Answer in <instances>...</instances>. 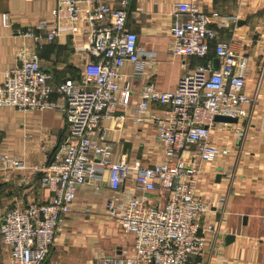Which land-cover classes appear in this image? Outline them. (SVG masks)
<instances>
[{
  "label": "built area",
  "instance_id": "2783aa9c",
  "mask_svg": "<svg viewBox=\"0 0 264 264\" xmlns=\"http://www.w3.org/2000/svg\"><path fill=\"white\" fill-rule=\"evenodd\" d=\"M48 19L17 35L37 44L53 42L69 28L80 38L79 50L92 58L84 63L77 79L52 84V77L40 65L36 51H20L15 64L3 73L0 108L16 111H53L64 116L67 127L40 170V183L54 196L47 203L11 208L0 220V264H43L64 218L70 212L76 192L84 186L99 191L102 173L107 171L110 193L105 212L118 231L132 240L131 257L102 256L93 264H203L196 261L218 235L213 223L201 226L210 203L197 193L200 164L224 158L229 148L211 142L215 116L246 120L253 99L245 89L249 58L232 45L217 40L211 17L199 9L198 0L172 5L170 53L183 58H205L211 52L219 60L185 73L172 91H156L147 85L140 90L136 121L149 105L161 107L148 117L164 155L160 164L141 167L111 161L112 147L100 146L101 124L112 119L116 107H126L131 91L120 88V71L125 63L138 61L137 36L125 29L129 0H117L112 8L102 0H54ZM3 27H11L8 14L1 15ZM264 43V27L259 35ZM264 77V64L257 87ZM257 89V90H258ZM56 95L60 107L51 100ZM264 110V94L261 98ZM226 125L225 123H222ZM237 141L242 132L236 131ZM194 148L198 160L187 162L183 154ZM0 166L26 170L23 162L0 155ZM131 182L139 191L130 199L118 192ZM157 195L156 201L151 195ZM164 206L161 207V197Z\"/></svg>",
  "mask_w": 264,
  "mask_h": 264
},
{
  "label": "crops",
  "instance_id": "0c3cea01",
  "mask_svg": "<svg viewBox=\"0 0 264 264\" xmlns=\"http://www.w3.org/2000/svg\"><path fill=\"white\" fill-rule=\"evenodd\" d=\"M118 8L117 0H102ZM185 0H129L125 29L137 36L138 61L125 63L120 71V88L131 91L126 107H116L112 119L101 124L100 146L112 147L111 161L132 166L149 167L167 159L160 147L156 129L148 120L160 114L161 107L149 105L141 120L135 119L140 90L150 85L156 91L174 90L185 73L219 60L211 52L205 58L172 56L170 32L173 4ZM199 9L211 18L210 25L217 40L232 45L239 55L249 58L245 93L253 99L246 120L236 124H217L211 142L229 148L224 158L200 164L197 193L210 203V211L201 218L218 228L217 238L207 245L196 261L203 264H264V77L258 83V73L264 64V43L259 35L264 27V0H198ZM54 0H0V84L3 73L15 64L20 51H36L40 65L52 77V84L77 79L84 63L92 58L79 50L80 38L72 37L69 28L61 30L53 42H36L17 35L18 31L33 29L48 19ZM8 14L11 27H3L1 15ZM214 69V68H213ZM58 107L61 103L53 95ZM64 116L53 111H16L0 108V155L23 162L26 170L0 166V220L15 206L47 203L54 193L40 183V170L50 153L66 134ZM242 132L237 141L236 131ZM185 161L198 160L194 148L183 154ZM219 177V179L217 178ZM108 173H102L99 191L91 186L77 190L70 212L64 218L51 250L43 264H93L102 256L131 257L132 240L122 235L105 212L110 190ZM139 191L131 182L121 186L118 194L125 199ZM152 194L151 200L156 201ZM245 219V220H243ZM227 235L234 241L225 244Z\"/></svg>",
  "mask_w": 264,
  "mask_h": 264
},
{
  "label": "water",
  "instance_id": "95a60500",
  "mask_svg": "<svg viewBox=\"0 0 264 264\" xmlns=\"http://www.w3.org/2000/svg\"><path fill=\"white\" fill-rule=\"evenodd\" d=\"M213 64H214L213 68L216 70L217 69V60H215ZM214 121L218 122V123H225V124H236L237 123V119L229 118V117H223V116H215ZM217 178L219 179V177H217ZM164 202H165V200H164V197L162 196L161 197V207L162 208L164 206ZM243 220H245V219H243ZM234 238L235 237L232 235H227L225 237V244L232 243L234 241Z\"/></svg>",
  "mask_w": 264,
  "mask_h": 264
}]
</instances>
